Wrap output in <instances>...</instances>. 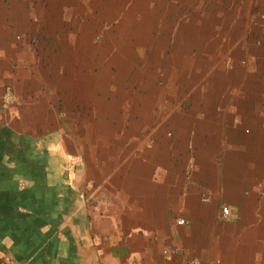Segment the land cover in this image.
I'll list each match as a JSON object with an SVG mask.
<instances>
[{
  "label": "crops",
  "instance_id": "1",
  "mask_svg": "<svg viewBox=\"0 0 264 264\" xmlns=\"http://www.w3.org/2000/svg\"><path fill=\"white\" fill-rule=\"evenodd\" d=\"M61 6L0 0V264H264V83L169 95L143 72L101 95Z\"/></svg>",
  "mask_w": 264,
  "mask_h": 264
},
{
  "label": "rangeland",
  "instance_id": "2",
  "mask_svg": "<svg viewBox=\"0 0 264 264\" xmlns=\"http://www.w3.org/2000/svg\"><path fill=\"white\" fill-rule=\"evenodd\" d=\"M60 3L63 54L80 58L81 70L102 78L101 88H97L101 95L106 88L118 96L123 93L121 85L134 83V75L143 72L149 74L146 77L155 76L159 84L171 76L169 95L179 90L177 85L173 87L175 82L183 84L189 79L190 71L196 76L210 74L203 85L207 89L213 75L220 73L251 75L256 83H264V0ZM207 46L213 47L214 57L203 58ZM201 53H205L203 57ZM222 85L218 81L217 86ZM80 91L85 96L89 93L82 85ZM262 98L264 103V95Z\"/></svg>",
  "mask_w": 264,
  "mask_h": 264
},
{
  "label": "built area",
  "instance_id": "3",
  "mask_svg": "<svg viewBox=\"0 0 264 264\" xmlns=\"http://www.w3.org/2000/svg\"><path fill=\"white\" fill-rule=\"evenodd\" d=\"M202 199L204 201L208 200L209 199V194L208 193H203V196H202ZM221 213L223 215H227L229 213V208L227 206H222L221 207ZM176 223L178 225H182L185 223L184 219L180 218V219H177ZM172 250L171 249H167L165 250V252H171ZM175 252V251H174ZM217 262H212V263H209V264H216ZM181 264H203L201 262V260L199 258H196V257H190L188 259H185Z\"/></svg>",
  "mask_w": 264,
  "mask_h": 264
},
{
  "label": "trees",
  "instance_id": "4",
  "mask_svg": "<svg viewBox=\"0 0 264 264\" xmlns=\"http://www.w3.org/2000/svg\"><path fill=\"white\" fill-rule=\"evenodd\" d=\"M194 59H195V60L199 59L198 55H196ZM192 72H193V71H190L189 73H192ZM192 75H193V73H192Z\"/></svg>",
  "mask_w": 264,
  "mask_h": 264
}]
</instances>
